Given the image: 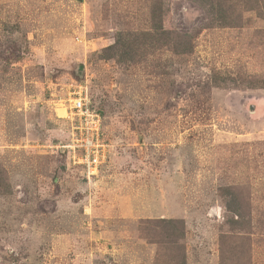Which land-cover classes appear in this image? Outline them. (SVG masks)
<instances>
[{"label":"rangeland","instance_id":"rangeland-1","mask_svg":"<svg viewBox=\"0 0 264 264\" xmlns=\"http://www.w3.org/2000/svg\"><path fill=\"white\" fill-rule=\"evenodd\" d=\"M237 16L0 0V264H264V13Z\"/></svg>","mask_w":264,"mask_h":264},{"label":"trees","instance_id":"trees-1","mask_svg":"<svg viewBox=\"0 0 264 264\" xmlns=\"http://www.w3.org/2000/svg\"><path fill=\"white\" fill-rule=\"evenodd\" d=\"M196 4L199 8L203 9L207 16H209L210 21L212 24H216L220 27H227L232 26L237 22L239 16H237V12L241 11H254L256 16L262 17L264 13V0H188ZM154 26L153 35L156 32H160L157 36H162L164 30L162 29L160 24H156ZM151 35L149 40H155L152 38H156L155 36ZM127 36L126 33L119 32L116 36L114 43L102 51L105 54L103 56L104 59H114L117 57V53L123 48L124 53L129 55L127 52L126 47L128 43H123L124 37ZM176 53H179V50H175ZM184 53V52H182ZM236 210H234L233 214L236 215ZM161 223H166L171 225L170 221H160Z\"/></svg>","mask_w":264,"mask_h":264},{"label":"built area","instance_id":"built-area-1","mask_svg":"<svg viewBox=\"0 0 264 264\" xmlns=\"http://www.w3.org/2000/svg\"><path fill=\"white\" fill-rule=\"evenodd\" d=\"M71 114L76 117L80 131L84 133L86 140L82 139L86 153L93 151L99 145L100 116L98 112L91 110L87 97L81 94L70 100ZM97 147V146H96Z\"/></svg>","mask_w":264,"mask_h":264},{"label":"bare ground","instance_id":"bare-ground-1","mask_svg":"<svg viewBox=\"0 0 264 264\" xmlns=\"http://www.w3.org/2000/svg\"><path fill=\"white\" fill-rule=\"evenodd\" d=\"M59 113L61 114L62 113V110H60Z\"/></svg>","mask_w":264,"mask_h":264}]
</instances>
